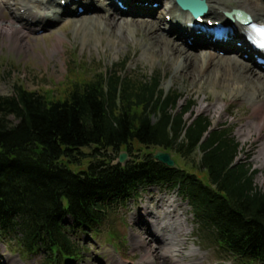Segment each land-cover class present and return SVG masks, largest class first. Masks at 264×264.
I'll list each match as a JSON object with an SVG mask.
<instances>
[{"label":"trees","instance_id":"trees-1","mask_svg":"<svg viewBox=\"0 0 264 264\" xmlns=\"http://www.w3.org/2000/svg\"><path fill=\"white\" fill-rule=\"evenodd\" d=\"M125 65L74 83L62 99L21 86L0 94V237L52 260L77 255L74 227L92 229L108 204L164 185L191 206L201 236L239 264H264V192L254 181L257 170L235 163L233 131L210 129L206 115L186 119L192 100L180 107L182 94L165 92L159 71L135 75ZM134 141L176 154L191 168L169 167ZM122 150L129 159L114 164Z\"/></svg>","mask_w":264,"mask_h":264},{"label":"rangeland","instance_id":"rangeland-1","mask_svg":"<svg viewBox=\"0 0 264 264\" xmlns=\"http://www.w3.org/2000/svg\"><path fill=\"white\" fill-rule=\"evenodd\" d=\"M62 1L60 0V3ZM94 1L96 5L102 3V0ZM224 1L229 6L235 4L234 0ZM250 1L264 7V0ZM106 2L103 0L104 5ZM81 3L74 5L73 15L67 12L69 14L64 13L62 17L53 20L48 26H33L28 33V39L33 48L26 53L14 50L6 38H0V94L12 95L15 87L21 86L27 90L36 91L47 99H62L74 83L90 78L100 69L105 70L113 65L120 66L123 60H126L125 72L149 76L159 71L162 77L161 87L164 91L176 90L182 94L179 101L180 107L189 100L193 101L191 110L186 113V119L193 114L206 115L211 119V127H223L233 131L240 144L237 159L249 163L253 169L257 170L254 181L259 190L264 192V148H262L264 127L258 131L248 123V119L254 117L251 104L253 92L260 93L259 97H264V78L245 77L248 69L255 73L259 72L264 77L263 70L257 68L254 62H249L246 57H239L240 63L234 62L235 76L229 79L228 84L229 86L244 85L246 88L237 91L229 88L221 89L213 86L201 76L194 77L190 71H183L181 57L172 58L164 50L160 52L159 49L155 51L150 48L149 41L144 39L140 32H135L134 25H114L112 26L114 33H110L109 27L101 18L92 17V11H88V14L84 12V6ZM168 3L166 1L160 6V0L151 1L152 6H158L152 11L151 17L163 19L159 25L160 33L167 35L175 42H181L179 36L177 38L169 31L170 14H165L166 9H162ZM114 5L126 8L120 0H114ZM78 7L82 9L80 13L77 11ZM55 9H59L58 6H55ZM99 12L103 14L105 10L100 9ZM2 14L9 19L14 17V14H22V10L12 7L11 10L3 9ZM118 16L128 17L127 14ZM26 19L28 18L25 16L21 18L23 21ZM78 24H81L79 30L76 29ZM57 33H63L64 37L60 41L59 50H53L54 43H57L55 38ZM184 46L185 50L194 53L199 50L215 52L218 55L225 53L218 49ZM228 53L227 55L233 54L232 51ZM253 61H256L255 58ZM220 102H226V105L220 108ZM201 103L207 105L205 109H198ZM133 146L135 149L150 150L153 153L159 149L157 147L145 148L135 141ZM90 150V147L83 148L84 152ZM108 151L110 152V149ZM171 156L176 159L177 164L191 168L187 160L176 154H171ZM193 157L198 159L196 154ZM87 161L88 159H84L82 166L85 167ZM195 172L205 180L203 173L196 170ZM157 191L163 193L165 199L168 197L175 199L179 204L177 212H183V217L186 219L187 229L183 230L180 236L186 239L183 247L189 248L193 245L196 251L191 255L184 253L185 262L239 264L237 259L218 249L212 239L201 236L187 201L178 191L164 185L146 187L124 203L108 204L102 222L92 229L84 230L74 227L71 234L79 250L77 255H58L52 260L51 254L25 252L11 236L0 237V264H120L122 260L124 262L121 264H145L140 261L144 246H134L131 243L132 231L140 232L153 251L160 247L161 244L149 235L146 223L148 215L143 208L147 200L156 206ZM139 213H144V218ZM68 258L74 260H67ZM156 262L168 264L170 259L162 263V260L157 258ZM251 264L261 263L252 261Z\"/></svg>","mask_w":264,"mask_h":264},{"label":"bare ground","instance_id":"bare-ground-1","mask_svg":"<svg viewBox=\"0 0 264 264\" xmlns=\"http://www.w3.org/2000/svg\"><path fill=\"white\" fill-rule=\"evenodd\" d=\"M106 4L96 5L94 0H3L0 1V38H6L9 45L16 51L27 52L32 49L28 39V33L33 26H48L53 20L62 17L63 14L72 15L75 13L74 5L79 2L83 3L84 12L92 11L93 16L101 18L106 26L109 27L110 33H114L112 26L118 24H129L135 26V32L141 33L144 39L150 43V48L153 50H163L168 52L172 58L181 57V67L183 71H190L195 76H201L203 79L210 82L213 86L221 89L229 88L230 90L237 91L246 86H229L228 81L232 76H235L234 62L240 63L239 57L247 58L249 62H254V65L263 70L264 66L254 60V53L264 55L262 50L254 49L252 44L245 36V26L235 21H230L223 11L233 8H240L250 14L254 21L264 23V7L250 0H234L235 4L229 6L224 0H206L208 3V10L203 17L201 24H207L206 20H221L225 21L230 31L226 39H214L213 36L201 30L199 27L188 25V23L195 21L193 16L188 12L182 11L175 3L174 0H160V6L168 1L169 5L163 7L166 9L165 14H170L169 31L176 37L181 39V42H175L168 38L167 35L160 33L159 25L163 19H156L151 17L152 11L158 6H152L151 1L159 0H120L126 5L125 9L119 8L114 5V0H106ZM162 1V3H161ZM81 3V4H82ZM58 6L59 9H55ZM21 9L22 14H14L12 18H6L2 14V10ZM100 9H104L105 13L101 14ZM88 14V13H87ZM119 14H127L128 17H119ZM27 17L26 21L21 20ZM179 26V27H176ZM208 26V25H207ZM81 24H78L76 29L79 30ZM232 33V34H230ZM63 33H57L55 38L57 43H54L53 50H59L60 41L63 39ZM189 40V42H188ZM239 42L238 45L236 42ZM188 47H202L218 49L225 52L223 55H218L215 52L199 50L197 53L185 50ZM233 54L227 55L228 52ZM229 54V53H228ZM229 61V62H228ZM201 63V64H199ZM250 69L247 70L246 78L254 77V79L264 78L259 72L255 73ZM253 79V78H252ZM260 93L253 92L252 100V114L253 118L248 119V123L253 125L256 130L260 131L264 127V97H259ZM226 102H220L219 107L223 108ZM206 104L201 103L198 109H205ZM264 148V144H262ZM179 204L175 199L168 197L164 198V194L157 191L156 206L150 203V200L143 204L144 210L148 215L146 223L148 224L147 230L149 235L155 238V241L160 243V247L152 250L149 243L145 241L144 236L140 232L132 231L133 238L131 243L134 246H144V252L141 256V263L145 264H159L156 262L157 258L162 260L170 259L168 264H197V262L187 263L184 261V253L186 255L193 254L196 249L191 245L189 248L183 247L186 243L183 230L187 229L186 219L183 217V212H177ZM159 208V209H158ZM144 218V213H139ZM1 250V248H0ZM182 253L181 255L178 254ZM124 260L119 262L123 263ZM128 263L127 261H125Z\"/></svg>","mask_w":264,"mask_h":264},{"label":"water","instance_id":"water-1","mask_svg":"<svg viewBox=\"0 0 264 264\" xmlns=\"http://www.w3.org/2000/svg\"><path fill=\"white\" fill-rule=\"evenodd\" d=\"M176 5L185 11H188L193 17L198 15H202L207 12L208 4L206 0H174ZM224 14L229 18H235L241 23H248L252 19L240 9H232L229 12H224ZM154 158L161 163L169 166V167H176V163L174 159L171 157L170 153L161 149H156L154 152ZM128 159V155L126 151H121L118 154V157L113 160V163H120L125 164L126 160Z\"/></svg>","mask_w":264,"mask_h":264}]
</instances>
